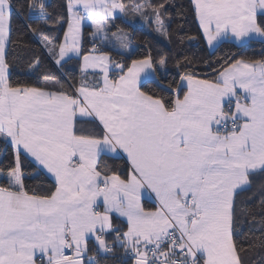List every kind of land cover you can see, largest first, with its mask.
I'll list each match as a JSON object with an SVG mask.
<instances>
[{
    "label": "snow or ice",
    "instance_id": "1",
    "mask_svg": "<svg viewBox=\"0 0 264 264\" xmlns=\"http://www.w3.org/2000/svg\"><path fill=\"white\" fill-rule=\"evenodd\" d=\"M189 2L209 46L264 44V0ZM172 6L63 0L57 13L50 0H0V264H110L117 249L122 264H245L257 245L236 242L244 223L260 226L252 239L264 248V181L259 212L252 196L241 197L251 177H264V58L208 62L211 78H201L209 74L184 56L175 60L179 79L165 84L167 53L129 62L103 50L112 41L130 48L118 17L139 18L170 41ZM25 11L39 22L24 28L50 62L82 57L79 79L12 80L9 53L24 47L12 17ZM42 63L34 55L27 67L35 73ZM149 81L160 91L145 89Z\"/></svg>",
    "mask_w": 264,
    "mask_h": 264
},
{
    "label": "trees",
    "instance_id": "2",
    "mask_svg": "<svg viewBox=\"0 0 264 264\" xmlns=\"http://www.w3.org/2000/svg\"><path fill=\"white\" fill-rule=\"evenodd\" d=\"M126 2H128V0H126ZM153 2L173 5L168 8V12L171 13L170 41L157 35L153 30V26L147 24L139 18L133 23H125L123 18L118 17L115 20V24L118 28H122L131 33V43L133 44V47H131L129 51L125 52L115 48L113 43L110 42L107 46L103 47V50L116 59L129 62L131 59L142 57L147 54L149 50H151L153 56L157 58L159 55L167 53L172 58L169 60L167 70H161L162 75L167 76V80L164 81L165 84L173 77L179 79L177 73L182 70L176 68L175 60L184 56L194 58V67L197 72L209 74L208 76H202L201 78H211V69L206 66L208 62H212L211 68H217L219 67V65L215 63L217 60H220L221 63H223L224 60L231 59L264 58V44H261L257 40H251L243 44H236L232 41L226 40L221 42L215 49L210 50L202 36L198 22L193 17L189 0H153ZM50 3L52 5V9L50 10H55L57 13L63 11V9L60 8L63 0H50ZM38 22L39 21L29 20L26 11L19 14H13V40L24 45V47H13L9 53V60L12 62V80H20L24 83L36 84L37 80H42L44 75H54L61 78L76 77L79 79V65L81 63V57H74L62 68H60L50 62L49 59L43 56V54L39 51L36 38L24 28L26 23L35 25ZM66 26L67 25L65 23L63 27L66 28ZM112 31H116V28H113ZM83 32V46L84 50L87 52L92 46L90 37L92 29L85 26ZM59 34L62 37L63 32L61 31ZM181 37L184 39L181 40ZM30 49H35L36 51H31ZM34 55H41L43 60L40 69H38L35 73L31 72V70L27 67L28 62ZM148 88L154 89L158 92L160 91V89L157 88L156 84L152 81L145 84V89ZM5 151V146L0 143V166H2V163L7 162L4 158ZM8 158L10 159V149H8ZM104 164L109 167L113 165L119 167L120 164L124 165L125 162L123 160H113L106 156L104 157ZM123 173L124 171L121 172V174ZM251 179L253 181L251 188L248 192L242 193L241 197L252 196V200L249 202L248 206L259 212L261 196L257 191V186L259 183L264 181V177L257 175L251 177ZM27 183L29 187H36L40 181L29 180ZM44 183L47 184L51 182L44 181ZM256 219H260L259 215H257ZM116 223L120 224L118 220ZM259 227L260 226L258 224L253 226L250 223H244L239 235L235 237L238 245L246 249L249 247L250 243L257 245L245 254V264H264V248L259 247L262 242L258 239H252L253 237L261 236ZM123 260L124 256L122 251L117 249L116 256L114 259L110 260V264H122ZM129 264H131L130 261Z\"/></svg>",
    "mask_w": 264,
    "mask_h": 264
},
{
    "label": "crops",
    "instance_id": "3",
    "mask_svg": "<svg viewBox=\"0 0 264 264\" xmlns=\"http://www.w3.org/2000/svg\"><path fill=\"white\" fill-rule=\"evenodd\" d=\"M85 26H87V25H85ZM85 26H84V27H85ZM66 27H67V26H66ZM83 29H84V28H83ZM226 40H229V39H224L223 41H226ZM223 41H221V42H223ZM229 41H232V42H234V43H236V44H243V43H241V42H239V41H235V40H229ZM205 42H206V41H205ZM221 42H220V43H221ZM246 42H248V41H245L244 43H246ZM220 43L216 44L215 47L209 46L207 43H206V45L208 46V48H209L210 50H213V49H215ZM81 60H82V57H81ZM124 165H125V164H124ZM124 165H121V164H120L119 167H120V168L122 169V171H124V173H125V172H126V168H125V170H124ZM124 173H123V174H124ZM123 174H122V175H123ZM145 203H146V205L149 206V207L152 206V205H151L149 202H147V201H146ZM100 210H102V208H101ZM118 221L121 223L120 220H118Z\"/></svg>",
    "mask_w": 264,
    "mask_h": 264
},
{
    "label": "rangeland",
    "instance_id": "4",
    "mask_svg": "<svg viewBox=\"0 0 264 264\" xmlns=\"http://www.w3.org/2000/svg\"><path fill=\"white\" fill-rule=\"evenodd\" d=\"M112 43H113V45H114L115 48H117V49H119V50H121V51H125V52L129 51V49H131V47H133V44L131 43V44H130V48L127 49V50H125V49H121V48L119 47V45H118L115 41H112Z\"/></svg>",
    "mask_w": 264,
    "mask_h": 264
}]
</instances>
